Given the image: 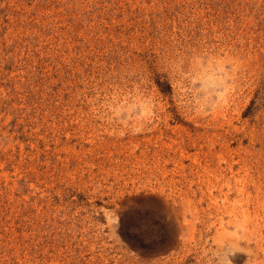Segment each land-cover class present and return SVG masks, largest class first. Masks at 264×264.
Segmentation results:
<instances>
[{
	"label": "rangeland",
	"instance_id": "rangeland-1",
	"mask_svg": "<svg viewBox=\"0 0 264 264\" xmlns=\"http://www.w3.org/2000/svg\"><path fill=\"white\" fill-rule=\"evenodd\" d=\"M0 264H264V0H0Z\"/></svg>",
	"mask_w": 264,
	"mask_h": 264
}]
</instances>
